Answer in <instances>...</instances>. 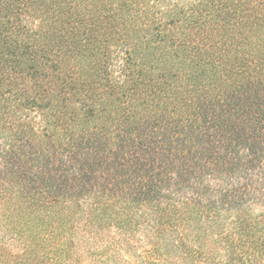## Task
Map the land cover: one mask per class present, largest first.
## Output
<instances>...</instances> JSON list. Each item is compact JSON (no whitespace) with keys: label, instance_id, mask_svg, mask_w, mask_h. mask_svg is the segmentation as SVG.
Returning a JSON list of instances; mask_svg holds the SVG:
<instances>
[{"label":"trees","instance_id":"obj_1","mask_svg":"<svg viewBox=\"0 0 264 264\" xmlns=\"http://www.w3.org/2000/svg\"><path fill=\"white\" fill-rule=\"evenodd\" d=\"M0 264H264V0H0Z\"/></svg>","mask_w":264,"mask_h":264},{"label":"rangeland","instance_id":"obj_2","mask_svg":"<svg viewBox=\"0 0 264 264\" xmlns=\"http://www.w3.org/2000/svg\"><path fill=\"white\" fill-rule=\"evenodd\" d=\"M148 230V229H147ZM141 231H143V229H141ZM135 242H140L138 243V250H140L141 248H139L140 246H142V244L144 242H147V240H150V236L146 237V235L142 232L138 233L135 237H134ZM137 244V243H135Z\"/></svg>","mask_w":264,"mask_h":264}]
</instances>
